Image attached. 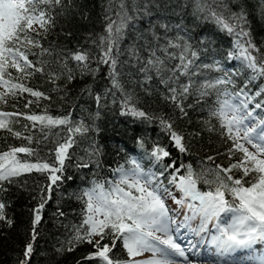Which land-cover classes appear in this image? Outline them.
<instances>
[{
  "label": "snow or ice",
  "instance_id": "snow-or-ice-1",
  "mask_svg": "<svg viewBox=\"0 0 264 264\" xmlns=\"http://www.w3.org/2000/svg\"><path fill=\"white\" fill-rule=\"evenodd\" d=\"M64 8L65 0H0V105L7 104L9 98L31 97L23 104L26 111L7 112L0 108V130L28 142L0 152V193L6 191L5 183L11 185L24 174L42 173L48 179L31 209L30 240L24 245L19 264H29L45 206L53 188L64 180L65 164L71 159L70 149L77 143L76 137L90 130L83 120L74 124L71 114L52 116L46 109L39 114L31 111L34 103L39 105L41 100L51 99L44 91L29 86L34 75L42 74L55 85L61 79L68 83L77 79L76 70L81 75L99 71V67H91L86 49L61 53L45 46L55 28L56 15ZM137 8L135 0L132 4L126 0L113 4L110 0L111 14L105 18V34L99 38L96 59L97 65L108 66L111 88L103 95H95L96 104L102 107L101 101L109 95L115 103V92H120L122 115L158 123L172 148L180 153L188 151L185 136L174 129V121L150 115L125 91L118 69L127 61H134L131 66L142 76L141 83L154 82L152 90L159 91L162 100L182 117H187L188 109L194 107L186 104L189 97H195L197 104L214 97L207 109L209 120L203 123L209 131L219 132L228 145L226 155L230 163L226 167L216 164L196 173L191 165L177 167L168 146L154 142L146 158L153 167L159 165L158 170L146 169L139 159L130 157L127 167L117 166L112 169L111 178L94 181L79 193L77 199L83 203L81 222L65 226L70 235L57 251L72 252L80 245H89L91 250L77 264H192L188 252L197 245L191 241L187 245L178 242L185 230L200 236V243L207 244L208 251L220 258L217 264L221 260L223 264H245L244 257L251 264H264V253L257 254L256 248L264 244V117L260 115L264 113V85H259L256 91L249 88L254 81L264 79V51L253 37L246 6L243 0H191L193 17L211 21L219 32L232 37L225 60L238 61L239 65L233 68H225L218 60L212 64L197 63L200 53L189 43L191 38L180 24L174 27L184 32V36L169 38L168 24L158 25L164 29L163 35L154 30L141 33L139 46L129 45L127 61H122L121 45L138 15ZM259 12L264 17V0H260ZM205 40L212 43L210 36L200 42ZM46 56H56L55 65ZM71 61L76 63V70L68 66ZM206 70L220 75L210 77ZM246 74L247 79H242ZM144 91L146 95L152 94L148 88ZM21 120L29 122L23 125L25 132L38 129L44 134V141L51 130H66L65 136L50 150V159L39 157L32 147V134L14 130L12 125ZM36 143L39 145L41 141ZM137 143L140 148L145 147L143 139ZM99 153L97 148L89 154L97 157V166ZM215 159L207 157L208 161ZM77 167L89 168V163L81 158ZM201 183L207 185L206 190H201ZM169 200L177 208H170ZM6 209V203L0 200V221L11 226L13 221ZM56 215L65 214L58 209ZM193 222H198L195 228ZM117 242L126 258L114 254ZM237 253L242 255L225 259Z\"/></svg>",
  "mask_w": 264,
  "mask_h": 264
},
{
  "label": "trees",
  "instance_id": "trees-1",
  "mask_svg": "<svg viewBox=\"0 0 264 264\" xmlns=\"http://www.w3.org/2000/svg\"><path fill=\"white\" fill-rule=\"evenodd\" d=\"M113 4L117 0H112ZM133 0H126L132 4ZM249 13V20L252 26L253 37L264 51V17L260 15V0H243ZM138 6V15L131 22L127 36L121 45L122 55L120 59L127 61L126 49L132 43L140 44L139 36L154 30L157 34L163 35L164 29L159 24H168L170 31L169 38L177 35L184 36V32H178L174 27L177 24L183 26L191 38V43L200 53V60L212 64L213 61H221L225 68L238 66L239 62L226 61L225 53L232 46V37L219 32L216 26L207 20L193 17L191 0H135ZM110 0H65V8L56 15L55 28L48 35L46 47L51 46L54 52H67L86 49L89 52L90 65L93 69L99 67L98 72H89L81 75L76 70V63L69 62V67L76 70L77 79L68 83L66 80H58L55 85L48 81L42 74L34 75L29 81V86L38 88L51 96L50 100H41L39 105L33 104L31 111L42 113L46 109L52 116H68L74 124L83 120L90 126V130L84 136H77V143L70 149L71 159L66 161L64 180L58 188L54 187L52 197L45 206L44 218L37 229L36 241L33 245L34 251L29 264H77V261L91 250L87 244L80 245L75 251L58 252L70 235L66 228L69 224L81 222L83 203L77 199L79 193L92 185L94 181L103 182L112 177V169L119 165H125L130 157H135L145 166L153 167L151 161L146 158V152L151 150L154 142L168 146L172 153V159L176 166L181 164L191 165L196 173L206 171L207 168L222 164L225 167L230 163L227 155V144L217 131H209L208 125L203 123L209 120L207 109L214 97L207 98V102L201 100L196 103L195 97H189L186 104H193L188 109V116L182 117L177 110L166 101L162 100L159 91H153L155 84H142V76L137 74L131 66L134 61H127L119 67L121 72V83L125 91L132 94L138 101V106L154 117L164 116L174 121V129L185 136V143L188 149L185 153L169 145L167 135L161 132L158 123H145L134 117L121 114L120 92H115V100L109 95L106 100L101 101V106L96 104V94H101L111 88L109 68L107 65H97L99 49L97 44L99 38L105 34L106 16L110 15ZM205 36L212 38V43L207 40L201 43ZM46 60L55 65L56 56H46ZM207 72V70H206ZM210 77L220 75L216 72H207ZM247 79V74L242 77ZM239 84V80H237ZM259 85H264V79H258L249 85L252 91L258 90ZM148 88L151 95H146L144 89ZM25 97L21 99L9 98L5 105H0L4 111H26L23 107ZM97 112L99 115L97 116ZM264 117V113L260 114ZM29 123L21 120L12 125L14 130L24 132L25 135L32 134V147L36 148L39 157L50 159V150L55 147V142L61 140L66 130L64 128L53 129L48 132V139L43 140L44 134L38 129H32L31 133L25 132L23 125ZM216 124L215 120L211 122ZM47 131V130H46ZM198 134V135H197ZM143 139L145 147H139L137 141ZM41 143L37 145L36 141ZM26 140L12 136L6 130H0V152L6 151L9 147L26 145ZM99 149L97 157L89 154L94 149ZM23 155V154H21ZM215 156V161H208V156ZM89 163V168H79L81 162ZM34 159V158H33ZM169 161H165L167 163ZM155 165L153 170H158ZM184 170H181L183 174ZM239 175V173H234ZM211 178V176H208ZM167 183V181H165ZM48 184L45 174L32 172L15 178L11 185L5 183L6 191L0 193V200L6 205V214L13 221L9 226L6 222L0 221V264H19L23 259L25 243L30 240L31 209L37 204L41 187ZM201 190H206L207 185H200ZM173 191H175L173 189ZM179 195V193H177ZM170 208H177L171 200L167 201ZM65 215L58 217L57 210ZM198 222H193L196 224ZM192 224V225H193ZM261 246L264 244H260ZM119 258H126L122 245L117 242L113 250Z\"/></svg>",
  "mask_w": 264,
  "mask_h": 264
},
{
  "label": "rangeland",
  "instance_id": "rangeland-1",
  "mask_svg": "<svg viewBox=\"0 0 264 264\" xmlns=\"http://www.w3.org/2000/svg\"><path fill=\"white\" fill-rule=\"evenodd\" d=\"M235 62H238V61H235ZM182 231L180 235H182L183 237H181L180 241L186 238V235H185L186 233L184 232L185 230H182ZM190 239H191L190 241L193 244L197 245V248L195 250H190L188 252V259L192 262V264H217V260L220 258L215 256L212 252L208 251L207 244L200 243L201 239L199 238V236L192 235ZM182 244L187 245L188 243H182ZM261 253H264V248L262 249ZM204 256H205V259H204ZM177 259L182 261L183 258H177ZM225 259L231 260L229 257ZM246 263L247 262H245V264ZM220 264H223V260L220 261Z\"/></svg>",
  "mask_w": 264,
  "mask_h": 264
}]
</instances>
